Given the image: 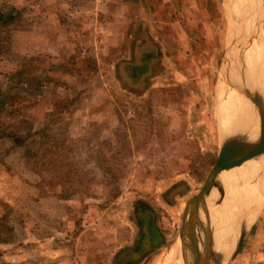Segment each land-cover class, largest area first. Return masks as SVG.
I'll return each instance as SVG.
<instances>
[{
    "label": "rangeland",
    "instance_id": "obj_1",
    "mask_svg": "<svg viewBox=\"0 0 264 264\" xmlns=\"http://www.w3.org/2000/svg\"><path fill=\"white\" fill-rule=\"evenodd\" d=\"M251 1L0 0L18 13L0 26V110L31 130L26 146L0 142V215L16 232L0 264H164L227 136L218 111H264ZM241 167L235 190L258 200L224 264H264L263 178ZM221 182L212 224L217 207H236Z\"/></svg>",
    "mask_w": 264,
    "mask_h": 264
},
{
    "label": "bare ground",
    "instance_id": "obj_2",
    "mask_svg": "<svg viewBox=\"0 0 264 264\" xmlns=\"http://www.w3.org/2000/svg\"><path fill=\"white\" fill-rule=\"evenodd\" d=\"M252 50H253L252 53L251 52H249V53L247 52V53L250 54L254 58V61L256 63L257 62L259 63V61H261V59L259 57L260 53L258 52L255 45L252 46ZM260 52L262 53V51H260ZM262 54H264V53H262ZM235 85H237V84H235ZM235 91H233L232 88H231V91H230V89L228 91V89L226 88V92L230 95L235 96L234 95ZM261 107H263V106H261ZM223 108H224L223 115H222V118L219 120L221 123L220 126H221L222 133H224V134L227 133L226 135H229L231 133H238L240 135H243L244 138L247 137L249 140H252V138H255L257 135H259V132H260V125L259 124L260 123L258 120L254 121V119H250V117H252V116H250L248 114L251 112H249L248 114L246 113V115H244L242 117L238 111H234L233 108H231V107H229L230 109L226 110V104L222 105L221 109H223ZM218 113H220V112H218ZM252 118H256V117L254 116ZM229 130H231V131L229 132ZM228 132H229V134H228ZM258 159L264 160V154L259 156L258 158L247 160L244 163V164H247V167H246V165L244 167H241L238 175L240 177H245L248 174L247 178H254L255 177V179H256V176H262L263 181L260 180L261 181L260 191L263 194L264 193V164L261 163L262 161L259 163ZM225 174L223 173V175L221 176V178H222L221 181L224 182L223 183L224 185L225 184L227 185L228 190H229V196L232 197L231 200L233 199L234 202L233 201L231 202L230 199H229V201L232 203V205L234 203L236 205V207L231 206V205H226L224 203L221 207H217L215 209V211H214V215L216 216L215 223L212 224V221L210 220L208 222V226L205 230L206 243L204 240L201 239L202 244H203L202 249L206 250V255H204V254L201 255V258H200L201 263L200 264H202L201 260H205L208 257L211 258V260L213 261L214 264H224L227 261L229 254L231 256L232 253H235V249H236V247L240 241L239 239H241V237H242V236L240 237L239 235L245 228L248 227L247 225L249 224V222L251 221V218L253 216V214L251 213V210L249 211V209L248 210L243 209V205L246 208L248 207V208L252 209L254 207L253 209H255L254 201L258 200L257 197H258L259 191H257V190L256 191L258 193L255 191L254 192L252 191L251 193L249 192V194L247 196H243V198H241V194L239 193L241 191L240 188L238 190H235V183H236L238 176L236 174H234L233 171L228 172L227 174L231 175V176H229L230 178L228 180V179H226V177L224 178ZM234 179H235V181H234ZM226 189H224V190L226 191ZM262 194H259V195H262ZM236 199H238V200H236ZM210 200H211L212 205L215 206L217 204L218 198H217V193L215 191H212L211 196H210ZM251 200H253V204H252ZM232 208H235V210L231 211ZM241 209H243L245 212L244 211L242 212ZM205 221H206V219H205ZM225 224H226V229H225ZM224 230H226V232H225L226 237L222 242H219L224 237ZM234 244H235V247H234V249L231 250V248H233ZM191 260H192V258L190 256V253H188V251L185 247V243H184L183 239L181 240V238H179L170 247L169 253L166 255V258L164 260V264H194L193 261H191Z\"/></svg>",
    "mask_w": 264,
    "mask_h": 264
},
{
    "label": "water",
    "instance_id": "obj_3",
    "mask_svg": "<svg viewBox=\"0 0 264 264\" xmlns=\"http://www.w3.org/2000/svg\"><path fill=\"white\" fill-rule=\"evenodd\" d=\"M245 94L250 98L249 91L245 92ZM254 113L260 123L259 135L252 138V140L246 137L247 140L238 133L227 135L223 139V145L219 151L217 161L211 168L201 190L197 195L190 198L186 204L180 234L194 264H200L201 255H206V250L202 249L203 239L200 230H206V226L202 222V215L205 214L208 222L210 216L213 215L210 206V196L212 191H214V187L221 191L223 197L225 195V190L221 184L223 173L225 174L241 167L247 160L258 158L264 154V111L259 106V111L254 110ZM242 240L243 236L240 239L238 248ZM201 261L202 264H214L210 257Z\"/></svg>",
    "mask_w": 264,
    "mask_h": 264
},
{
    "label": "trees",
    "instance_id": "obj_4",
    "mask_svg": "<svg viewBox=\"0 0 264 264\" xmlns=\"http://www.w3.org/2000/svg\"><path fill=\"white\" fill-rule=\"evenodd\" d=\"M18 18V13L7 14L0 10V26L9 25ZM147 66H134L135 76L145 74ZM16 116V115H15ZM8 117V118H7ZM13 114L0 110V142L10 139L15 146L29 144L31 130L25 131L24 119H14ZM38 133V132H37ZM149 209V208H148ZM15 227L12 225L9 211L0 215V242H10L15 237Z\"/></svg>",
    "mask_w": 264,
    "mask_h": 264
},
{
    "label": "crops",
    "instance_id": "obj_5",
    "mask_svg": "<svg viewBox=\"0 0 264 264\" xmlns=\"http://www.w3.org/2000/svg\"><path fill=\"white\" fill-rule=\"evenodd\" d=\"M84 2H86V1H88V0H83ZM101 1H103V0H98V3H96L98 6L100 5L99 3L101 2ZM84 2H81V4H83ZM105 2V0L103 1V2H101V3H104ZM125 3V7L128 5V2L126 1V2H124ZM249 6H253V8L255 9V7L258 9V11H259V13L255 16L254 14V10H253V13H251L250 14V12H249V17H248V26L250 25V26H252V30L251 29H249L251 32L250 33H252V31H254V29H255V31H254V33H252V34H254L255 36H251V34H250V36H251V39H256V38H259V40H262V38H261V36H260V34H259V29H261V27H263L264 26V0H254V3L252 4V1L249 3ZM128 7V6H127ZM85 10L84 9H82V11L81 12H79V15L80 16H83V12H84ZM260 14V15H259ZM252 16V17H251ZM240 16H236L234 19H233V27H235L236 25H239L240 23H241V20H240ZM244 21H242V23H243ZM256 34H257V36H256ZM263 41V40H262ZM154 42V41H153ZM264 42V41H263ZM154 43H156V42H154ZM155 45H157V44H155ZM158 45H159V43H158ZM262 53H264V52H262ZM156 56H158V51H157V49H155V57ZM260 63L261 62H259V64H258V67H260ZM263 64H264V62H263ZM250 80V79H249ZM218 112H220V111H218ZM222 115H223V112H220V113H218V122H219V127H220V129H221V123H220V119L222 118ZM220 117V118H219ZM224 132V131H223ZM221 133H222V131H221ZM224 134V133H223Z\"/></svg>",
    "mask_w": 264,
    "mask_h": 264
}]
</instances>
